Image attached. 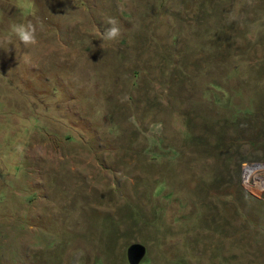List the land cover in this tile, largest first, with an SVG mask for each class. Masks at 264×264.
<instances>
[{
    "label": "rangeland",
    "instance_id": "1",
    "mask_svg": "<svg viewBox=\"0 0 264 264\" xmlns=\"http://www.w3.org/2000/svg\"><path fill=\"white\" fill-rule=\"evenodd\" d=\"M133 244L264 264V0H0V264Z\"/></svg>",
    "mask_w": 264,
    "mask_h": 264
},
{
    "label": "clouds",
    "instance_id": "2",
    "mask_svg": "<svg viewBox=\"0 0 264 264\" xmlns=\"http://www.w3.org/2000/svg\"><path fill=\"white\" fill-rule=\"evenodd\" d=\"M107 24L110 27L106 28L101 34L103 41H115L121 35V29L118 21L114 17H110L107 20ZM14 35L25 46H31L37 44L36 28L32 23H19L15 24L12 28Z\"/></svg>",
    "mask_w": 264,
    "mask_h": 264
},
{
    "label": "water",
    "instance_id": "3",
    "mask_svg": "<svg viewBox=\"0 0 264 264\" xmlns=\"http://www.w3.org/2000/svg\"><path fill=\"white\" fill-rule=\"evenodd\" d=\"M258 166V165H256ZM145 248L139 244H133L127 251V257L130 264H137L144 256Z\"/></svg>",
    "mask_w": 264,
    "mask_h": 264
}]
</instances>
